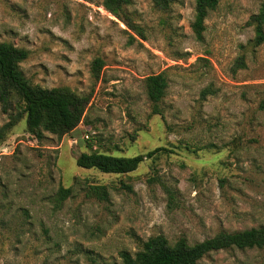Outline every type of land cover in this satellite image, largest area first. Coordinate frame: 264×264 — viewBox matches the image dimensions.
I'll return each instance as SVG.
<instances>
[{
	"label": "rangeland",
	"instance_id": "1",
	"mask_svg": "<svg viewBox=\"0 0 264 264\" xmlns=\"http://www.w3.org/2000/svg\"><path fill=\"white\" fill-rule=\"evenodd\" d=\"M259 6L218 0L197 39L194 0L169 10L130 0L126 20L143 37L102 0H0V42L28 51L20 69L30 83L90 98L75 129L40 139L17 99L7 111L0 102V264H115L151 236L194 244L264 225V44L252 47L247 23ZM162 71L168 87L153 114L145 78ZM156 147L167 151L126 174L75 162L82 152ZM91 184L105 185L108 199L90 195ZM64 188L72 191L61 199ZM197 264H264V247Z\"/></svg>",
	"mask_w": 264,
	"mask_h": 264
},
{
	"label": "trees",
	"instance_id": "2",
	"mask_svg": "<svg viewBox=\"0 0 264 264\" xmlns=\"http://www.w3.org/2000/svg\"><path fill=\"white\" fill-rule=\"evenodd\" d=\"M176 1L153 0V3L158 9L169 10ZM129 2L130 0H102V5L143 37L141 29L126 20L125 6ZM217 4L218 0H194V18L191 27L197 39L202 37L208 12L215 9ZM247 23L254 33L250 41L252 47L264 44V0H260L258 12L251 15ZM27 57L26 49L10 42H0V102L3 104V109L7 111L11 100L17 99L20 112L25 115L27 131L38 139L43 137V132H49L61 138L83 122L90 100L89 95H78L65 86L44 88L31 84L20 69V63ZM102 65L100 58H96L92 63L91 71L96 79L99 78ZM237 65L241 67L243 60L240 59ZM167 87L168 79L163 71L145 78V93L151 102L153 114H161L160 104ZM209 91V89L203 91L202 97ZM261 106H264V101L261 102ZM92 146V143H87L89 149ZM161 151H167V149L156 147L134 156L111 155L98 151L82 152L75 162L78 167L84 169H96L109 174H126L136 170L140 163ZM71 191L72 188H64L58 195L64 199L71 194ZM88 193L100 200H106L109 196L106 186L100 184L89 185ZM263 247L264 225L235 232L219 231L212 237L194 244H189L183 237L170 243L165 236L155 235L142 241L133 254L121 252V260L115 264H197L203 256L222 249Z\"/></svg>",
	"mask_w": 264,
	"mask_h": 264
},
{
	"label": "built area",
	"instance_id": "3",
	"mask_svg": "<svg viewBox=\"0 0 264 264\" xmlns=\"http://www.w3.org/2000/svg\"><path fill=\"white\" fill-rule=\"evenodd\" d=\"M87 137V136H86Z\"/></svg>",
	"mask_w": 264,
	"mask_h": 264
}]
</instances>
